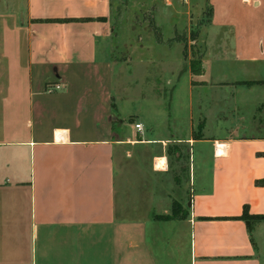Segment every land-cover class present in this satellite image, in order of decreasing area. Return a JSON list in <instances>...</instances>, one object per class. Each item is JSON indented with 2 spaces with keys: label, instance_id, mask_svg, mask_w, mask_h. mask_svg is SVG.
<instances>
[{
  "label": "crops",
  "instance_id": "crops-1",
  "mask_svg": "<svg viewBox=\"0 0 264 264\" xmlns=\"http://www.w3.org/2000/svg\"><path fill=\"white\" fill-rule=\"evenodd\" d=\"M114 1L0 0V264H264V222L231 219L264 215V0H206L196 87L155 44L114 68ZM134 148L168 180L145 205L116 195Z\"/></svg>",
  "mask_w": 264,
  "mask_h": 264
},
{
  "label": "rangeland",
  "instance_id": "rangeland-1",
  "mask_svg": "<svg viewBox=\"0 0 264 264\" xmlns=\"http://www.w3.org/2000/svg\"><path fill=\"white\" fill-rule=\"evenodd\" d=\"M166 1L170 2L169 7L165 5L164 2ZM199 7H201L200 10ZM208 8L206 0H115L112 3L109 18L111 30L110 47L107 53L108 60L114 68L118 67L120 63H123L122 66L129 65L132 45L155 44L159 51L166 52L169 50L172 57H177L176 59H179L177 68L180 69V72L186 71L194 74L190 79V86H198L201 82L199 76L195 74L201 71L200 57L195 44H192L191 41L197 34L199 27L206 24ZM158 37L161 38V42L157 43ZM219 71L222 70L219 69ZM218 78L224 81L226 75ZM233 78L229 77V80ZM222 97L223 95L219 93V98ZM218 103L219 106L215 107L212 116L227 118L226 111L223 110L225 108L224 103L221 100ZM242 111L243 109H235L234 114H242ZM245 111H248V108ZM118 128V122L116 124L114 122L113 132L116 135ZM201 128L200 123L194 132L195 136H200ZM136 156V149L134 148L133 151L124 153L122 158H118L114 163L116 195H118V199L120 197L121 201H126L132 197L136 199V202L145 205L148 189L145 190L144 187L152 186L157 190L161 184L167 186L168 180L145 174L146 169L144 167L137 172ZM169 160L175 177V180L170 177L171 183L173 182L179 190L180 197L183 194V186L186 187L187 196H190L192 183L189 185L187 169L185 170L184 166L185 159L177 160L172 154ZM183 170L186 172L182 173ZM185 206H187V202Z\"/></svg>",
  "mask_w": 264,
  "mask_h": 264
},
{
  "label": "trees",
  "instance_id": "trees-1",
  "mask_svg": "<svg viewBox=\"0 0 264 264\" xmlns=\"http://www.w3.org/2000/svg\"><path fill=\"white\" fill-rule=\"evenodd\" d=\"M182 217H183V215H182ZM231 219L243 220L245 222L246 227H247L248 233L250 234L253 226L256 223H258L260 221L264 222V215H251L247 212L246 206H243L240 215H238L236 217H231Z\"/></svg>",
  "mask_w": 264,
  "mask_h": 264
},
{
  "label": "built area",
  "instance_id": "built-area-1",
  "mask_svg": "<svg viewBox=\"0 0 264 264\" xmlns=\"http://www.w3.org/2000/svg\"><path fill=\"white\" fill-rule=\"evenodd\" d=\"M47 86L50 87V89L53 91H57L61 88V85L59 83H54L52 85H47ZM134 129L139 132L141 129V125L138 123L134 124Z\"/></svg>",
  "mask_w": 264,
  "mask_h": 264
},
{
  "label": "water",
  "instance_id": "water-1",
  "mask_svg": "<svg viewBox=\"0 0 264 264\" xmlns=\"http://www.w3.org/2000/svg\"><path fill=\"white\" fill-rule=\"evenodd\" d=\"M187 206H189V205H187Z\"/></svg>",
  "mask_w": 264,
  "mask_h": 264
}]
</instances>
